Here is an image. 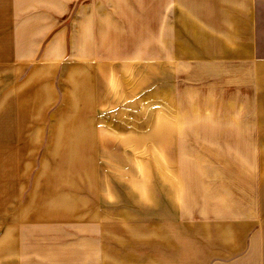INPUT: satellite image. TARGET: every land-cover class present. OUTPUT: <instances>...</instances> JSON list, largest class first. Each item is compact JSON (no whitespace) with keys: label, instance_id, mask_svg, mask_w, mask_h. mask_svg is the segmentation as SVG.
Returning a JSON list of instances; mask_svg holds the SVG:
<instances>
[{"label":"crops","instance_id":"0c3cea01","mask_svg":"<svg viewBox=\"0 0 264 264\" xmlns=\"http://www.w3.org/2000/svg\"><path fill=\"white\" fill-rule=\"evenodd\" d=\"M36 2L50 0H0V264H264L260 154L248 180L239 173L233 187L219 182L215 203L203 193L186 200L175 179L156 192L132 182L119 189L96 158L104 144L96 127L50 126L28 111L30 96L42 84L37 73L46 66L22 80V53L31 51L22 43V21L38 19L31 30L42 32L44 40L54 30L52 23L58 26L69 12L64 4L60 12L43 14L41 7L40 15L22 16V8L33 9ZM157 3L159 68L189 63L206 78L214 71L222 80L224 72L234 71L229 85L236 90L229 99L249 104L213 115L238 119L214 130L205 127L206 133L220 134L216 148L264 150V0ZM59 33L45 57L62 49L67 29ZM93 74V81L77 79L78 84L99 95ZM90 133L92 140L85 138ZM130 204L146 216L136 217ZM153 211L155 216L149 214Z\"/></svg>","mask_w":264,"mask_h":264},{"label":"rangeland","instance_id":"374dc122","mask_svg":"<svg viewBox=\"0 0 264 264\" xmlns=\"http://www.w3.org/2000/svg\"><path fill=\"white\" fill-rule=\"evenodd\" d=\"M157 2L50 0L34 3L33 9L22 8L26 17L40 15L41 7L45 14L69 5L66 20L58 26L53 22L54 30L44 40L39 37L42 32L31 30L39 24L38 19L22 21L26 27L22 43L26 41L31 50L22 53V80L39 65L46 66L37 73L42 84L30 96L28 111L42 115L44 124L50 126L97 128L104 144L96 149V158L103 175L110 174L119 189L133 183L137 189L148 185L156 192L157 187L166 188L175 179L186 200H195L203 193L215 203L219 182L233 187V176L239 173L248 180L252 164L259 154L264 158V150L216 148L220 134L206 133L205 127L214 130L222 122L238 119L213 115L236 107L244 110L249 104L237 97L229 99L228 93L236 90L229 85L234 71L224 72L222 80L214 71L206 78L207 73L189 63H181L175 70L159 68L155 52ZM61 28L67 29L62 49L45 57ZM34 47L36 53L32 52ZM93 73L100 84L99 95L78 84L77 79L86 80ZM85 136L92 140L94 134ZM130 207L136 217L146 216L135 205Z\"/></svg>","mask_w":264,"mask_h":264}]
</instances>
